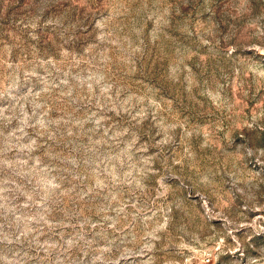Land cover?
<instances>
[{"label":"rangeland","instance_id":"rangeland-1","mask_svg":"<svg viewBox=\"0 0 264 264\" xmlns=\"http://www.w3.org/2000/svg\"><path fill=\"white\" fill-rule=\"evenodd\" d=\"M0 264H264V0H0Z\"/></svg>","mask_w":264,"mask_h":264}]
</instances>
